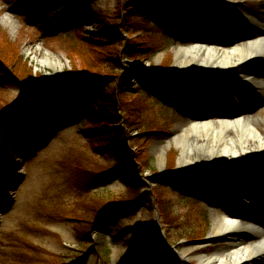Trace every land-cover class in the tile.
Returning a JSON list of instances; mask_svg holds the SVG:
<instances>
[{"label": "rangeland", "instance_id": "obj_1", "mask_svg": "<svg viewBox=\"0 0 264 264\" xmlns=\"http://www.w3.org/2000/svg\"><path fill=\"white\" fill-rule=\"evenodd\" d=\"M30 1L0 0V46L9 59L22 56L27 74H33L36 80L43 77L48 84L64 89L71 79L78 80L77 74L105 78L100 91L103 96L124 83L123 96L133 107L131 112L120 109V120L110 125L112 132H104L98 119L83 122L86 115L80 109L78 120L51 116L50 125L43 122L23 127L22 134H27L24 139L2 134L5 140L0 145V167L3 184H7L0 191V264H149V260L157 264L164 252L173 264H196L195 260L184 258L185 249H197L194 255L210 256L224 248L231 238L210 237L214 217H222L228 211L249 217L248 211L235 201L231 183L248 180L247 175L254 171L264 176V169L254 164L263 159L227 170L212 167L181 171V148L175 139L184 133L192 115L211 121H217L223 112L264 119V92L253 90L236 104L232 95L218 99L209 90L217 102L213 106L206 98L200 99L199 94L186 98L181 93L176 95L177 83L168 80L216 81L188 75L176 77L177 52L193 45V41L210 42L207 44L211 46L221 43L220 47L230 50L255 31L262 30L264 35V0H225L219 4L180 0L198 12L207 5L229 11L222 25L195 28L183 37H174L172 32L162 34L156 27L140 29L136 26L142 21L138 13L126 22L128 9L137 8L129 2L138 0H83L81 7L73 2H59L49 8H36ZM149 1L157 7L168 4L167 0ZM78 14H102L110 24L122 19L119 34L97 47L88 38L101 33L98 24L84 21L78 25L83 28L76 29L71 23ZM247 14H253L257 24L246 19ZM152 20L165 21L161 16ZM147 46L152 51L142 53L141 48ZM119 50L120 56L116 55ZM19 65L16 67L23 82L15 83L0 72L5 77L0 83V115L7 105L29 103L23 97L27 94L25 82L32 78L25 79L28 75H23L24 68ZM163 68L168 71L162 79L140 78L142 73H158ZM56 69L64 74L63 79L52 75ZM244 69L259 73L264 80V59L246 64ZM218 83L227 84L220 78ZM231 84L245 93L239 84ZM219 85L215 82L214 89L219 90ZM105 103V99L101 101L102 105ZM92 104L88 109L91 107L102 116ZM129 113L140 122L135 127L125 119ZM261 130L264 131V123ZM107 134H113L115 142H110ZM120 140L124 141L125 151L105 149L120 144ZM161 148H165L163 159L159 157ZM248 166L242 174L225 176L227 172L234 173L235 168ZM198 172L202 178L196 188L176 179ZM125 180L133 183L132 189ZM250 191L260 199L264 211V181ZM125 202L129 205H123ZM103 206L108 207L98 217ZM102 216L99 228L94 230L95 222Z\"/></svg>", "mask_w": 264, "mask_h": 264}, {"label": "bare ground", "instance_id": "obj_2", "mask_svg": "<svg viewBox=\"0 0 264 264\" xmlns=\"http://www.w3.org/2000/svg\"><path fill=\"white\" fill-rule=\"evenodd\" d=\"M201 1L219 4L225 0ZM245 18L256 24L258 22L253 14H247ZM252 34V37L238 41L230 50L220 47L222 44L217 42V46H211L207 44L210 42L193 41L195 44L177 52L176 74L226 80V87L221 88L222 94H218L219 99H224L227 93L237 100L253 90L264 92L261 75L244 69V65L264 59L263 31ZM52 75L63 79L64 74L56 69ZM231 82L239 84L245 93L232 87ZM213 100L210 103L214 106L217 102ZM190 118L184 133L175 139L181 148L179 170H207L212 167L225 169L245 165L251 160L264 159V131L261 130L263 118L225 112L219 113L217 121H211L205 116L192 115ZM164 155L165 148H161L160 159ZM247 178L233 184L236 190L240 189L244 193L242 196L235 195L237 201H251L247 190H253V184L264 181V176L256 171L249 173ZM254 210L249 218L234 211H228L222 217H214L211 239L231 238L230 243L210 256L194 255L197 249H185L184 258L195 260L196 264H264V212L257 202Z\"/></svg>", "mask_w": 264, "mask_h": 264}, {"label": "trees", "instance_id": "obj_3", "mask_svg": "<svg viewBox=\"0 0 264 264\" xmlns=\"http://www.w3.org/2000/svg\"><path fill=\"white\" fill-rule=\"evenodd\" d=\"M52 1V0H50ZM47 0H32L31 4L35 5V7L52 6L55 7L59 5V2H73L81 7L83 5V0H53L52 2ZM168 4L164 7H157L154 3L149 0H138L136 2H129V4H135L137 8H129L128 13L126 14L125 20L131 19V15L140 14L142 21L136 25L140 29H151L156 27L159 29V32L162 34H167L172 32L174 37H183L186 33L195 28L204 29L213 25H222V19L225 18L228 14V10L223 7H210V6H201L199 11L204 13L202 16L201 13L197 11V8L194 6H185L181 3L180 0H167ZM176 13V14H175ZM159 15V16H158ZM164 17L165 21L170 22L168 25L164 24V22L158 21L156 24L152 19L158 17V19ZM104 16L101 14H93L92 16L86 17L83 14H78L75 16V19L72 21V27H77L76 29H81L83 27H79L80 23L84 21L86 23H97L99 30L101 33L99 35H95L89 37V41H95L93 43L99 45H103L106 41L109 42V39L113 36H117L119 34V25L121 24L122 19L118 24H110L105 21ZM123 17V20H124ZM166 17V18H165ZM123 25V24H122ZM96 37V38H94ZM133 44V41L130 43ZM1 45V44H0ZM130 46V45H129ZM134 46V45H132ZM153 49L150 46L142 47V53H150ZM118 52V53H117ZM116 55H121V50L117 51ZM111 55V54H110ZM114 57V56H111ZM116 58V57H115ZM113 60V58H110ZM114 61V60H113ZM116 61V60H115ZM20 63L21 67L24 68L23 75H28L27 78H32V81L25 82L27 83L26 89L27 94L24 95L23 100L29 101V103L18 104L15 103L13 105H7L2 108L3 115H0V145L4 143V138L2 134L7 132V137L20 136L22 139L27 137V134L23 133V127L40 125V123L48 122L50 125L51 116L57 117L59 115L67 116L68 118L72 117V120L76 118L78 120V115L80 109H82V113H85V117L83 118V122H91L94 119H98L99 123L103 127L104 132H112L110 125L113 122H117L120 120V109L124 108L125 110L131 112L132 107L130 103L125 100V96H123V92L125 91V84L120 83L118 90H113L112 93H104L100 92L102 86L107 81L105 78L100 77H85L82 75H78L76 77L78 80H72L67 86V89L61 88L57 84H48L43 77L39 80L33 78V74H27L26 64L23 61L22 56H17L13 58V60L9 59L8 55H6L0 46V72L5 73L6 76L10 77L18 82H23L20 78L22 74L17 69V65ZM19 65V67H20ZM20 67V68H21ZM21 68V69H22ZM168 69L163 68L162 71L158 73L149 72L146 75L141 74V80H144V76L148 78V80L161 78L166 75ZM1 74V73H0ZM20 74V75H19ZM143 75V76H142ZM4 75H0V83H4ZM164 78V77H163ZM24 79V78H22ZM78 81V82H77ZM172 81V80H168ZM163 82V81H161ZM161 82L157 84L163 85ZM168 84V83H166ZM178 85V90L175 91V94L181 93L183 96H188L193 93L194 90L197 89V86L190 80H184L183 85ZM120 94V95H119ZM121 96V97H120ZM106 100L105 105L101 104V101ZM93 103L91 106H95L98 110H100V114L102 116L96 115V111L93 109H88V105ZM96 110V109H95ZM74 113V114H73ZM76 114V115H75ZM77 116V117H75ZM39 119H42L39 121ZM127 123L132 127H135L137 123H140L137 119V116L133 117V114L129 113L125 116ZM90 132L86 130V132ZM98 131V130H97ZM92 131V132H97ZM106 136L110 137V142H115L113 134H107ZM112 138V139H111ZM120 148L125 151L124 141L120 144H113L111 146L106 147L105 149H114ZM4 173L0 167V185L3 183V179L1 174ZM111 174V173H109ZM109 174L107 176H109ZM135 176V175H134ZM178 181H182L185 185L189 187L197 186V182L200 180L199 175L195 174H185L180 177H177ZM125 182L130 183L129 188H133V183L129 180H125ZM129 205L128 202H125L123 205ZM108 206L101 207L97 216L101 215L104 210ZM168 213V212H165ZM168 223L170 219L167 220ZM163 253V259L157 261V264H173L169 255ZM149 264L150 260L148 261ZM156 264V263H155Z\"/></svg>", "mask_w": 264, "mask_h": 264}, {"label": "water", "instance_id": "obj_4", "mask_svg": "<svg viewBox=\"0 0 264 264\" xmlns=\"http://www.w3.org/2000/svg\"><path fill=\"white\" fill-rule=\"evenodd\" d=\"M214 4H217V3H214ZM208 6V5H207ZM210 7H213V6H210ZM177 75V74H176ZM179 75H177L176 77H178ZM188 76H191V77H194V78H196V76H193V75H188ZM197 78H212V77H197ZM213 79H215V78H213ZM219 80V78H216L215 80H216V82H217V84H218V80ZM205 80H207V79H205ZM198 81V80H197ZM208 81H210V83L209 84H211V86H213V83L212 82H214V80L212 81V80H208ZM221 81H223V82H225L224 81V79H222ZM200 83L202 82V81H199ZM206 83V82H205ZM204 87V86H203ZM252 161V160H251ZM251 161H249V162H251ZM255 161V160H254ZM253 161V162H254ZM257 161V160H256ZM257 163H258V167H259V169L260 170H263L264 169V159L262 160V161H260V162H255L254 164H256L257 165ZM219 169H223V168H219ZM223 170H227V168H225V169H223ZM197 171H199V170H197ZM196 171V172H197ZM189 174H195V175H199V176H201V172H198V173H189ZM202 174H204V172L202 173ZM106 213V212H105ZM101 215H104V212H103V214H101ZM102 219H103V216L101 217V219H100V221L98 222V219H97V222L98 223H96L95 222V224H94V226H93V228H94V230L95 229H98L99 228V225H100V223H101V221H102Z\"/></svg>", "mask_w": 264, "mask_h": 264}]
</instances>
